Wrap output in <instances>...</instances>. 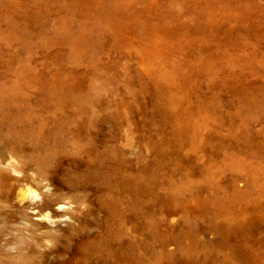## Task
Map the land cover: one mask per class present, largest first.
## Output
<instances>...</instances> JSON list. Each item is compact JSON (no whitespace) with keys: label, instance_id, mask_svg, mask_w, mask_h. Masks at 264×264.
I'll list each match as a JSON object with an SVG mask.
<instances>
[{"label":"rangeland","instance_id":"1","mask_svg":"<svg viewBox=\"0 0 264 264\" xmlns=\"http://www.w3.org/2000/svg\"><path fill=\"white\" fill-rule=\"evenodd\" d=\"M0 264H264V0H0Z\"/></svg>","mask_w":264,"mask_h":264},{"label":"bare ground","instance_id":"2","mask_svg":"<svg viewBox=\"0 0 264 264\" xmlns=\"http://www.w3.org/2000/svg\"><path fill=\"white\" fill-rule=\"evenodd\" d=\"M11 169L13 172L18 173L13 166ZM51 188V179L39 189L27 186L20 192V201L28 202L27 205L31 207L32 214H34L43 225L49 226L61 224V219H63L66 225L72 226L74 220L69 207L64 208V204L57 200L53 201V199H50V201H47L48 197L53 196ZM52 201L54 202V205L52 204ZM54 206L57 208L55 209Z\"/></svg>","mask_w":264,"mask_h":264}]
</instances>
